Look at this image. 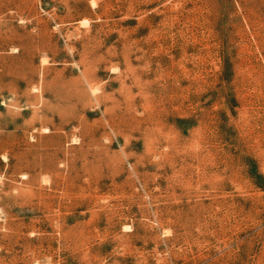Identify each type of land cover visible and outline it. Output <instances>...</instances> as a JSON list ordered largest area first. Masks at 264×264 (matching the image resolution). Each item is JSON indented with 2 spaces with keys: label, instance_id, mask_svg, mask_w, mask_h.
I'll use <instances>...</instances> for the list:
<instances>
[{
  "label": "rangeland",
  "instance_id": "obj_1",
  "mask_svg": "<svg viewBox=\"0 0 264 264\" xmlns=\"http://www.w3.org/2000/svg\"><path fill=\"white\" fill-rule=\"evenodd\" d=\"M0 264H264V0H0Z\"/></svg>",
  "mask_w": 264,
  "mask_h": 264
}]
</instances>
